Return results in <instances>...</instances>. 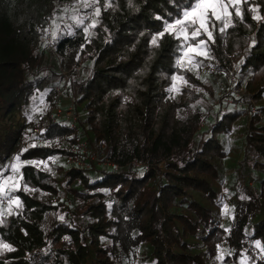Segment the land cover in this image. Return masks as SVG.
<instances>
[{
    "label": "trees",
    "instance_id": "obj_1",
    "mask_svg": "<svg viewBox=\"0 0 264 264\" xmlns=\"http://www.w3.org/2000/svg\"><path fill=\"white\" fill-rule=\"evenodd\" d=\"M108 2L105 8L98 0L99 23L88 35L83 27L92 17L79 28L58 18L77 0H0V119L13 122L0 131V168L16 155L57 157L47 160L51 171L6 169L20 178L9 195L22 207L0 216V240L14 249L0 252V264H264L255 245L264 246V19L254 20L249 7L259 5L264 17V0L241 3L242 17L230 9L227 29L220 31L221 21L211 27V58L194 56L219 70L220 90L230 86L226 95L240 105L224 104L210 118L197 101L214 96L219 84L214 89L176 64L181 42L173 36L150 43L187 0ZM47 23L63 33L52 52L66 69L79 134L115 167L58 161L70 155L75 133L50 117L61 72L40 40ZM173 73L188 81L179 92L167 91ZM35 100L45 112L29 120ZM17 113L25 121L15 120ZM239 119L245 124L239 173L226 179L224 137L242 126ZM226 201L223 223L214 206L224 209ZM217 245L227 250L224 259H216Z\"/></svg>",
    "mask_w": 264,
    "mask_h": 264
},
{
    "label": "snow or ice",
    "instance_id": "obj_2",
    "mask_svg": "<svg viewBox=\"0 0 264 264\" xmlns=\"http://www.w3.org/2000/svg\"><path fill=\"white\" fill-rule=\"evenodd\" d=\"M175 3V0H172ZM83 8L88 9L92 8L93 12L92 23L90 25L84 26V33L91 35L90 28L96 27L99 23L97 19L101 14V9L98 6V0H91V4H89L88 0H77ZM241 3H247V0H187L182 7H178L177 14L175 19L164 20V27L162 30L154 33L152 35V39L150 41L151 44H157L158 38H162L165 34L173 36L174 39L180 41V51L182 55L177 58L176 64L181 68H186L188 71H192L193 68L198 67L199 63L195 61L194 56H202L206 58H211L209 56V48L208 41H215V37L211 30L212 26H215L217 21H221L223 23V27L220 29L223 32L227 29L232 23V12L230 9L234 8L235 16L242 17L243 13L241 11L240 5ZM129 5H131V0H129ZM104 7H110L108 0H105ZM251 11L253 12L254 20H262L264 17H261L258 13L259 5H249ZM157 19H161V17L157 16ZM72 20L74 21L77 28L85 24L84 17H78L76 15L72 16ZM59 33L56 28L53 29L51 35L53 40L58 38ZM71 34V31H69ZM207 37V41L203 38ZM87 42V37H86ZM255 44V41L252 42ZM251 46V45H250ZM84 45H81L83 48ZM186 61V63H185ZM172 84L169 86L167 91L169 92H179L181 84H187L188 81L185 79L183 75H177L173 73L171 76ZM179 82V83H178ZM196 91H201V89L197 88ZM125 100L128 97L124 98ZM199 103V101H197ZM35 111H39V109H35ZM203 110V109H201ZM28 119L31 120L32 117L29 115ZM41 131H44L43 129ZM45 143H48L45 141ZM21 154L26 151V149H21ZM57 157L49 156L47 160L55 161ZM47 160H21L20 155H16L13 157L10 163V169L13 173H18L20 171L21 165H34L39 168L40 165H44L45 170L51 171L48 167ZM8 165H5L3 168H0V197H7V209L0 208V216L3 215L4 211H8L11 214L12 206L22 207L20 199L18 196L9 195V193L13 192L14 189L19 187L18 180L19 177H13L12 175H6L5 171L8 168ZM142 174V173H141ZM25 191H28V186L24 185ZM7 189V190H6ZM103 191H108L107 189H103ZM227 191V189H225ZM245 198V197H242ZM228 209L225 206L222 209L223 213H227ZM60 220H63L64 217L61 215L58 217ZM2 223V220H0ZM228 231V229H225ZM65 239H68L66 236ZM103 239V237H101ZM255 245L257 248L261 249V252L264 253V246H262L260 240L255 241ZM217 257L216 259H224V253L227 250H221L220 246L217 245ZM8 250H14L12 245L0 240V252ZM261 259H264V255L261 256ZM155 264V262H153ZM241 264H244V261H241Z\"/></svg>",
    "mask_w": 264,
    "mask_h": 264
},
{
    "label": "rangeland",
    "instance_id": "obj_3",
    "mask_svg": "<svg viewBox=\"0 0 264 264\" xmlns=\"http://www.w3.org/2000/svg\"><path fill=\"white\" fill-rule=\"evenodd\" d=\"M88 2H89V4H91V0H88ZM67 8H69V9H67V10L63 9L61 11V15H58L60 22L64 21L67 24H70L71 21H73L72 16L76 15L78 17H84L85 23H86L92 17L91 13L93 12V9L92 8L85 9L79 3L72 4L71 6L67 5ZM67 14H68V17H65V15H67ZM70 16H71V18H70ZM48 51H49V54L51 55L52 64L55 66V68H58V70H60V72H61V79H60L59 83H62L65 79L64 76L66 75L65 74L66 69L64 67L63 60L59 55L51 52L50 50H48ZM185 63H186V61H185ZM195 70L201 76L206 77V80L208 82H212L214 89L216 88V84H219V88L214 91V96H209L208 94H206V95H204V97H202L199 100L200 107L204 110L205 116L210 115L208 117L206 116L207 118L211 117L212 113L214 112L213 110L219 109V107H221L224 104H227V105L236 104L237 107L240 106L239 104L234 102V100H232V98L230 96L226 95V93L231 91L230 86L229 87L226 86L225 91L220 90V88H222L223 86L225 87V82L223 80H221V78L219 77V75H220L219 70H217L211 64L199 65L198 67L193 68V71H195ZM67 100H68V98H67L66 93H63L60 96V101H59L58 105L61 107L64 106L65 104H67ZM34 108L39 109V111H35ZM55 109H57V105L51 110L52 116L54 114ZM220 109H222V108H220ZM44 112L45 111H44L43 103L39 100L33 101V103L30 106H28V110L26 111L27 118L30 115L32 117V120H35L40 116H43ZM52 116H50V117L52 118ZM18 118L21 121H25V119H26V117L22 116L20 113H17L15 115V120ZM241 119H239L237 121V123L239 125L241 123L242 126L235 128L233 130V132H231L229 135L224 137V139H226L225 145H226V149H227V156H226L227 158L222 163V166L220 167V171L222 173V177H226V179H232L231 177L233 175H237L239 173L238 170H239L240 164L237 162V160L240 162L241 157H242L240 145L243 143V133L245 132V124H243L244 119L243 120H241ZM10 122L13 123L12 120H10L8 117H6L4 119H0V131L3 130L2 125L4 123L9 124ZM31 131H32V134L36 135L37 132L39 131V127H34L31 129ZM33 140H34L33 138L27 139L26 144L31 143ZM97 157H98V153H97ZM67 160H68V158H58L59 163L64 164V165H69L67 163ZM11 161H12V157L10 159V162ZM10 162H6V165L9 166ZM243 173L247 177V173L245 170L243 171ZM56 174L59 176L58 172H56ZM219 185H220L219 182L214 181L215 187L219 188ZM2 198H4V197H2ZM5 198H6L5 202H3L0 198V208H6L8 206L7 205V197H5ZM227 205H228V202L226 201L224 203V206H227ZM214 207H215V211H217L218 216L220 217L219 219L221 220V222L224 223L226 221V218H225V216H223L224 213L222 212V209L218 208L216 206H214Z\"/></svg>",
    "mask_w": 264,
    "mask_h": 264
},
{
    "label": "built area",
    "instance_id": "obj_4",
    "mask_svg": "<svg viewBox=\"0 0 264 264\" xmlns=\"http://www.w3.org/2000/svg\"><path fill=\"white\" fill-rule=\"evenodd\" d=\"M68 5L71 6L70 4ZM67 9L69 8H66V10ZM65 17H68V14L65 15ZM70 24H73V21H71ZM52 27L53 26L51 23H47L45 26V33L40 38L41 42L44 43L45 48L47 50H50L51 52L54 50V42L51 35L53 31ZM64 77H65L64 81L62 83L57 84L55 87L56 98H55L54 107L57 105V109H55L53 116L51 113V116L54 121L55 120L66 121L68 125L72 127V129L74 130L75 139L71 147V153L68 156V162L81 168H89L91 163H94L95 165L115 167V164H113L112 162L98 159L96 150L90 145H88L86 140L80 136L79 127L77 125V116L74 110V102L70 94H68L69 92H68V84H67V79H68L67 75H65ZM63 93H66L68 100H67V104L61 107L58 105V103L60 101V96ZM0 198L3 202L6 201L5 197L4 198L0 197Z\"/></svg>",
    "mask_w": 264,
    "mask_h": 264
}]
</instances>
